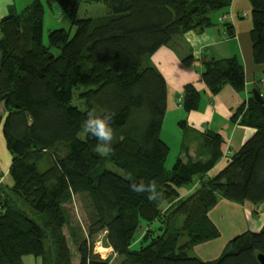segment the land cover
I'll use <instances>...</instances> for the list:
<instances>
[{
  "label": "trees",
  "instance_id": "16d2710c",
  "mask_svg": "<svg viewBox=\"0 0 264 264\" xmlns=\"http://www.w3.org/2000/svg\"><path fill=\"white\" fill-rule=\"evenodd\" d=\"M52 1L74 33L51 30L48 46L42 42L40 0L19 12L10 9L0 19V132L12 157V186L0 192V264H22L24 255L39 257L40 264H71L63 229L65 204L74 196L87 203L86 229L77 225L71 235L79 264L109 263L111 256L94 252L101 232L120 264H260L264 227L237 235L214 260L190 252L220 236L208 216L219 198L264 203V101L251 92L232 115V121L255 129L239 150L223 156L221 136L203 132L195 158L178 157L168 170L169 148L160 138L167 87L149 62L174 36L214 25V14L232 0ZM248 1L252 60L264 65V0ZM81 3H102L106 13L77 18ZM222 26L227 37L233 36L229 23ZM200 62V78L212 94L224 85L244 90L245 72L237 58L203 57ZM181 64L193 67L195 59L186 56ZM74 97L78 105L72 104ZM200 99L201 92L186 84L178 103L191 112ZM93 110L112 116L116 139L108 156L81 128ZM179 125L181 151L187 155L191 131L185 121ZM59 145L62 156L54 153ZM221 159L225 165L209 175ZM140 181H154L161 196L149 200L147 193L132 192L130 185ZM194 184L197 188L183 196ZM179 216L182 223L175 225ZM136 242L139 248L133 249Z\"/></svg>",
  "mask_w": 264,
  "mask_h": 264
},
{
  "label": "crops",
  "instance_id": "0c3cea01",
  "mask_svg": "<svg viewBox=\"0 0 264 264\" xmlns=\"http://www.w3.org/2000/svg\"><path fill=\"white\" fill-rule=\"evenodd\" d=\"M24 1H28L25 5L27 6L34 0ZM20 5V0H0V19L7 16L10 9L18 12ZM214 18L215 24L206 27L202 32L189 30L174 36L167 45L158 48L149 59L150 64L164 77L167 87L166 112L160 138L168 148L174 143L176 149L179 150L178 157L183 160H186L187 156L195 158L201 142L200 136L203 132L216 133L221 136L224 142L222 146L223 156L239 150L254 135L255 129L239 124L238 120L232 121L231 117L248 100L253 88H258L264 94V65H256L252 60L250 40L252 22L249 1L232 0L230 6L216 14ZM222 22L232 26L233 36L227 37ZM189 55L195 59V64L193 67H184L181 60ZM203 57L237 58L245 72L244 90L238 92L230 85H224L220 91L212 94L200 78L199 66ZM186 84H192L201 92L198 108L191 112H185L178 103ZM168 118L174 121V125L180 121H185L186 126L189 127L191 132L187 137V155L181 151L182 130L179 133L178 129L173 138L163 136L164 123ZM205 154L206 151H203L201 158ZM10 164L11 154L0 136V192L12 186V180L8 174ZM224 165V159H221L208 174L217 172ZM196 188L197 184L190 186V189L186 190L183 196L193 192ZM165 206L167 207V205ZM208 216L218 228L220 236L195 245L191 251L193 256L205 261L218 258L226 244L237 235L245 231L259 232L264 227V203L258 206L240 205L219 198Z\"/></svg>",
  "mask_w": 264,
  "mask_h": 264
},
{
  "label": "rangeland",
  "instance_id": "374dc122",
  "mask_svg": "<svg viewBox=\"0 0 264 264\" xmlns=\"http://www.w3.org/2000/svg\"><path fill=\"white\" fill-rule=\"evenodd\" d=\"M40 1L43 3V6H44L42 42L45 46L49 45L48 33L51 30L64 28L66 30L70 29L71 34L74 33V28L71 27L70 20L66 16H64L62 13H60V9L56 2L52 0H40ZM26 2L28 1L20 0V3H21L20 8H19L20 10L26 5ZM19 9L17 10L18 12H19ZM105 13H106V7L102 3H81L76 17L85 18V17H94V16H99V15L102 16ZM214 17H215V14H214ZM51 51L54 54L58 53L56 49H52ZM72 104L78 105L77 101L75 100V97L72 100ZM178 129L180 133L181 132L180 130H182V127H180L179 123L177 125L176 124L174 125V121H172L171 118H168L166 119V122L164 123L163 136H165L166 138H171V137L173 138V136L176 135V132H178ZM0 136L4 141V138L1 132H0ZM64 152L65 150L61 145L57 146L54 150V153L59 156H62ZM178 152L179 150L176 149V145L172 143L171 147L169 148V153L165 160V167L168 170L172 168L173 164L175 163V160L178 158ZM107 167L113 171L119 172V170L111 164H107ZM44 168H46L45 165L39 166L40 170H43ZM189 189L190 187H188L186 190H189ZM86 208H87V203L83 199V196H74L72 199V202L65 204L68 223L64 227L63 232L67 238L68 246L72 253L71 264H79V255L76 251L75 246L73 245L71 235L73 233V229L77 227V225H80V227H82L84 230L86 229V225H87ZM182 219L183 217L179 216L177 223L175 225H181ZM154 226L156 227L157 225L154 224ZM140 234L141 233H138L137 235L139 236ZM103 236L104 235L101 232L94 238V245H95L94 252L98 253L99 255H101V257H104V258L111 256L108 264H120L121 258L113 254L111 249L109 250L106 246H104ZM132 248L133 249L139 248L138 242L134 243L132 245ZM190 254H192V252H190ZM22 264H40V258L34 257L32 255H24L22 257Z\"/></svg>",
  "mask_w": 264,
  "mask_h": 264
},
{
  "label": "clouds",
  "instance_id": "9594fccd",
  "mask_svg": "<svg viewBox=\"0 0 264 264\" xmlns=\"http://www.w3.org/2000/svg\"><path fill=\"white\" fill-rule=\"evenodd\" d=\"M83 132L94 137L98 142V152L103 156H108L113 151V143L116 139V133L112 127V116L108 113H97L88 111L86 118L81 123ZM134 193H147L149 200H156L161 196L157 190L156 183L150 181L145 184L143 181L130 185Z\"/></svg>",
  "mask_w": 264,
  "mask_h": 264
},
{
  "label": "water",
  "instance_id": "95a60500",
  "mask_svg": "<svg viewBox=\"0 0 264 264\" xmlns=\"http://www.w3.org/2000/svg\"><path fill=\"white\" fill-rule=\"evenodd\" d=\"M251 92L254 99H256L259 103H263L264 101L263 95L260 93L258 89L253 88ZM257 260L259 261L260 264H264V254L259 253L257 255Z\"/></svg>",
  "mask_w": 264,
  "mask_h": 264
},
{
  "label": "built area",
  "instance_id": "2783aa9c",
  "mask_svg": "<svg viewBox=\"0 0 264 264\" xmlns=\"http://www.w3.org/2000/svg\"><path fill=\"white\" fill-rule=\"evenodd\" d=\"M109 249V248H108ZM110 250V249H109Z\"/></svg>",
  "mask_w": 264,
  "mask_h": 264
}]
</instances>
